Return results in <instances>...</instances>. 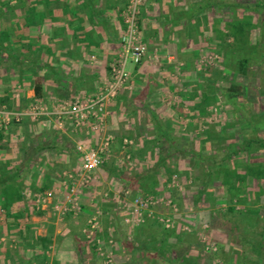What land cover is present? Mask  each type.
<instances>
[{"label":"crops","instance_id":"1","mask_svg":"<svg viewBox=\"0 0 264 264\" xmlns=\"http://www.w3.org/2000/svg\"><path fill=\"white\" fill-rule=\"evenodd\" d=\"M129 1L0 0V97L4 96L5 91H10L14 107L16 101L13 95L18 93L22 109L34 99L41 100L48 109H52L63 101L72 102L98 96L110 80V65L120 50V36L125 29L124 16ZM141 3L137 24L147 53L139 65H128L129 80L126 86L107 106L106 131L115 134L114 131L123 128L125 139L129 137L127 140L131 145L134 142V147L144 148L155 142L153 124L158 123L175 136L177 130H183L187 125L188 128L201 127L198 113L210 102L199 100L201 89L196 84L202 85L206 79L194 73L195 66L201 64L199 59L205 54L215 55L220 50L221 56L218 57L226 63V50L233 45L241 46L244 42L233 41L234 36L240 40L245 39L249 44L259 42L262 47L264 30L249 29L248 26L254 27L260 22L263 24L264 0H141ZM238 22L241 25L240 32L233 28ZM37 84L41 88V98L35 96ZM254 113L259 115L257 110ZM50 129L59 133V130L43 126L40 122L26 121L21 125H11L4 134L6 141L0 142V162L10 161L11 166L17 164L20 157L24 156H19V144L22 153L29 146L38 150L46 143L45 137ZM88 132L86 126L76 129L70 125L60 131L64 139L69 140L68 145L75 153L76 145L87 143V139L74 140ZM86 138H92L93 141H89L91 145L97 143L94 136ZM123 141L121 147H118L120 141L112 142L102 168L108 164L114 148L123 153L128 146H124ZM62 144L66 143L61 139L55 142V150H41L34 156L29 172L25 171L23 198L10 206L11 217L5 216V206L1 200L3 186L0 185V264H107L93 250L86 237L87 221L98 212L102 227L108 214L107 209L111 207L115 213L116 209L112 205L125 192L122 187L129 182V176H121L127 180L120 182L116 176L111 182L110 175L100 170L103 178L97 182L95 174L101 167L98 168L90 187L79 198L81 213L62 219L51 203L55 197L61 198L65 194L63 176L66 169L71 167L68 165L71 155L61 148ZM76 154L73 155L76 165L71 167V171L77 170L82 162L81 155ZM134 159L140 163L141 169H134L136 173H132L130 168L131 173L128 175L141 177L144 169L153 166L156 155L150 152V155L146 154L141 159L135 156ZM172 161L179 172L189 169L188 166L184 168L181 164L183 161L177 158ZM59 162L62 164L61 171H55L53 164ZM155 172L161 185L162 192L159 195L170 197L160 169ZM105 182L108 183L109 192L104 193L103 197L113 194L107 200L112 205L101 204V197L93 194L95 184L100 186ZM45 185L50 187L46 191H52L53 197L42 205L41 212L32 214L30 188L41 189ZM116 186H121L116 191L118 194L113 191ZM207 193L212 194L208 195L209 203L191 216L195 223L188 224L195 227V224L203 222L206 227L210 221H214L213 231L211 229L209 235L219 244V253L215 258L220 264H237L236 261L242 258L241 250L236 239L228 236V223L221 221L224 226L215 224L226 209L225 189L213 186L207 188ZM182 194L184 196L186 193ZM208 198L204 196L199 201ZM210 202H213V207L209 205ZM119 213L115 215L120 219ZM81 217L84 218L83 222L80 221ZM114 221L119 228L122 227V232L123 223H120L121 226L119 221ZM108 222L111 223L112 219ZM156 228L154 221L149 220L133 231L145 232L149 229L155 232ZM185 229L187 232L175 233L180 237L179 241L174 236L167 240L168 252L159 249L165 243L162 236L147 235L145 238L152 241V247H149L141 244L137 236L128 242L130 239L125 236L129 233L124 236L118 233L114 235L116 241L110 264H126V260L129 263L130 259L132 264H181L183 256L197 258V264H212L214 259L200 247L197 235ZM99 231L95 233L96 236L100 235ZM148 239L145 242L148 243ZM169 245H176L178 254L169 252ZM245 258L254 261L251 256L245 255Z\"/></svg>","mask_w":264,"mask_h":264},{"label":"trees","instance_id":"2","mask_svg":"<svg viewBox=\"0 0 264 264\" xmlns=\"http://www.w3.org/2000/svg\"><path fill=\"white\" fill-rule=\"evenodd\" d=\"M233 28H236L237 32H240V23L238 22ZM248 28L259 29L263 32L264 22L263 24L260 22L254 27L248 26ZM262 36L264 38V32ZM233 41L239 42L242 40L234 36ZM258 43L255 45L249 43L242 44L241 46L239 44H237V46L233 45L232 48L226 50L227 62L223 65L227 71L249 78L251 82L254 81V88L256 89L260 87V79L264 76V67H262L264 61V43L262 47ZM229 46L231 47V45ZM221 51L222 50L216 51L217 53L215 55L218 59L221 56ZM216 63L220 64L219 61H216ZM215 70L216 69H213V67L205 66L206 74H209L208 77L211 78V81L208 83L206 89L201 91L199 100L200 102H210L207 103V105L213 103L215 107L218 105L219 107L228 108V114L231 118L233 117L235 121L233 124L241 127V135L236 136L235 129H225L222 127L218 130L213 127L217 126V124L206 123L207 125H205L201 133V138L203 139L200 141L204 143V141L215 140L214 142L218 146L223 145V147L215 148L213 149L214 151L203 154L201 151L200 153L198 150L191 147L188 142L189 140H186L184 137L170 134L158 123L155 125L153 124L152 134L155 136L154 141L158 147L155 163L146 173L142 176L140 175L141 177H139V179L142 180L141 178H144L148 181V189L150 190L146 194L163 196L159 195L162 191L160 192L155 189L160 184V180L157 179L155 171L156 169H161L166 176V185L168 187L166 191L171 190V197L169 198L173 199V191H176V188L174 189V187L170 185L172 176L174 172H176L177 177L179 176L185 182L189 181L191 183L189 187L195 186V188H197L196 198L198 199H196L195 202L199 201V199L204 196L208 198L209 193H207V188H213V186L224 187L226 209L221 213V219L229 224L227 225L229 238L233 236L240 246V256H242V258L236 261L237 264H246L247 261L248 264H264V117L260 118L256 116L257 114H255L250 107L247 108L248 102L255 103V100H260V98H257L254 91L246 95L241 89L242 87L236 83H231L227 88H219L216 85V77L211 75ZM258 95L261 94L258 93ZM35 96L39 98L42 96L41 88L38 84L35 86ZM11 98L12 93L10 91H5L4 96L0 97V107L5 106L7 110L10 111L21 110V97L16 99L13 95V100L16 101V103L14 102L16 107L12 104ZM207 105L203 107L206 109L208 107ZM199 116L201 118L208 117L210 113L203 114V112H200ZM25 122L26 121H23L12 125H21ZM9 127H7V129L0 127V142L6 141L4 134ZM111 135L113 138L112 142L120 141L118 147H121V141L126 138L123 128L119 129L118 133H112ZM61 139L67 144H62L61 148L72 156L74 154L77 155V152L75 153L74 149L71 146L69 147V140L64 139V135L60 133V131L58 133L50 129L45 137L46 143L38 148V150H33V148L29 146L28 149L22 153V146L19 144V156L21 154L24 156L22 160L20 158L17 164L11 166L10 161L0 162V185L3 186L1 188V200L5 206L4 212L6 217L12 216L10 213V206L23 198L22 194L25 190L22 185H24L26 180L25 171L29 172L30 163L35 159L34 156L41 150H55V142ZM200 148L205 147L200 146ZM173 158H177L181 161L188 159L190 163L189 169L184 172H179L172 161ZM8 167L10 169H6ZM171 168L175 169V171L171 170ZM149 173L152 175H149ZM29 178L32 180L33 177L30 175ZM121 179L123 181L126 180V178ZM49 188L50 187L47 185L43 186L41 189L30 188L32 194L30 205L32 214L41 212L40 209L36 210L33 195L43 193ZM172 201L175 203L174 200ZM115 208L116 207H114V209ZM119 212L120 210L116 209L115 213L117 215L120 214ZM216 223H220L221 226H224V223L220 220H216L215 224ZM209 225L211 230L214 227V221H210ZM173 232L174 230L172 229H162L161 236L164 237L165 240L168 236H174L179 241L180 237H177ZM97 237L99 236H96V238ZM164 242L163 239V243ZM90 243L93 250L96 252L95 241L92 240ZM169 246L171 249L169 252L178 254L175 248L176 245L173 247L171 245ZM159 249H162V246H160ZM218 250L212 254V259H216L215 257H217L219 253ZM245 255L253 257L254 261L246 260ZM212 259L208 258V260ZM216 260L219 261L218 259ZM182 263L193 264L190 258L184 256L182 257L181 264ZM126 264H132V261Z\"/></svg>","mask_w":264,"mask_h":264},{"label":"built area","instance_id":"3","mask_svg":"<svg viewBox=\"0 0 264 264\" xmlns=\"http://www.w3.org/2000/svg\"><path fill=\"white\" fill-rule=\"evenodd\" d=\"M140 5L141 0L129 1L124 16L125 29L120 36V50L110 65V80L98 96L85 100L75 99L72 102L63 101L52 109H48L38 99H34L18 111L7 110L5 106L0 107V127L4 129L12 124L30 121L40 122L43 126L53 127L59 131H63L67 125L76 129L86 126L96 137L97 143L94 145L90 142L76 145L75 149L81 155L82 162L77 170L64 173L62 183L66 190L65 194L61 195L60 199H56L54 204L51 202L54 211L60 217L76 216L82 211L79 198L90 187L94 180V172L104 164L110 152L113 138L106 131L107 106L126 86L129 80L128 65H139L147 53L138 32L137 19ZM15 98L19 99L20 95L15 94ZM130 144V141L124 139V146ZM170 186L178 188L176 175L172 176ZM52 197V191L34 194L36 210ZM118 203L122 209V223L130 227H138L150 220L163 229H172L174 214L178 211L177 205L167 196L138 195L131 194L130 191H125ZM161 210L168 212L163 213L160 212ZM100 229L98 212H96L87 221L86 237L89 242L95 241L98 256L110 264L113 260L112 236L108 235L107 239L96 238L95 233ZM205 249L215 250V247L208 245ZM127 262L128 260L125 263Z\"/></svg>","mask_w":264,"mask_h":264},{"label":"rangeland","instance_id":"4","mask_svg":"<svg viewBox=\"0 0 264 264\" xmlns=\"http://www.w3.org/2000/svg\"><path fill=\"white\" fill-rule=\"evenodd\" d=\"M263 22H264V20H263ZM263 40H264V38L261 39L262 42H264ZM242 41H244L243 44L247 43V42H245V39H242ZM251 44L255 45L253 43H251ZM259 45H261V44H259ZM215 57L216 56L214 54L208 53V54H205L204 57H201L199 59V60H201V64L198 66H195L194 73H197V74L201 75L202 77H205L206 81H204L202 85L196 84L195 81H192V82L195 83L196 86H199L201 91L205 90L208 83L211 81V78L208 77L209 74H206L205 66L213 67V69H216V70L211 75L216 77V80H215V81H217L216 85L219 88H222V87L227 88L230 86L231 83H236L242 87L241 89L244 91V93L246 95L248 93L251 94L254 91L256 93L257 98H260V100H255V103L254 102H252V103L248 102L247 108L250 107L252 109V111H254V112L257 110L259 112V115L257 114V116L260 118L264 117V76H262V79H260V84H259L260 87H258L256 89V88H254V81L251 82V81H249V78H246V77H243L241 75L235 74L233 72L231 73V72L227 71L225 69V67H223L225 62L222 59L220 60L217 57L216 58ZM216 61H219L220 64L216 63ZM221 62H222V64H221ZM262 67H264V61H263ZM255 80H257V79H255ZM257 90H258V92H257ZM258 93L261 95H258ZM208 108H209V110H208ZM201 112H203V114L204 113H210V116L199 118L198 121H199V124H201L200 128L193 127V126L188 128V125H187L185 128H183V130L179 129L176 132L177 136L182 135V137H184L186 140H189L188 142L190 143L191 147H193L195 150H198L199 152L201 151L203 154H208L209 152L214 151L213 149H215V148H222L223 147V145L218 146L214 142L215 140L204 141V143L202 141H200L203 139V138H201V135H202L201 133H202L203 129L205 128V125H207L206 123L217 124V126H213V127H215L218 130H220L222 127L225 129H235V135L236 136L241 135V127L238 125L235 126L236 124H233V123H235V121H234V118L233 117L231 118L230 115L228 114V108L219 107L218 105H216V107H215V105H213V103H211V104H208V107L206 109L203 108ZM259 121H260V119H259ZM109 125H110V122H109ZM118 128H119V125H118ZM145 131L147 132V130H145ZM114 132L118 133V131H114ZM87 135H89V136H87ZM84 136H82V135L78 136V137H76V139L74 141H83L85 139H87L88 143L90 140L93 141L92 138H86V137H93L94 136L90 132H88ZM137 143L139 144V142H137ZM200 146H203L205 148H200ZM155 147H156L155 142H153V144L151 143L148 146H145L144 148H140V146L134 147V142H133L132 145L130 144L126 148H124L123 153H121L120 151H117V149L114 148V151L111 152L110 160L107 162L108 164L104 165L103 168L101 166V168L97 170V172L95 174V176H97V179H98L97 182L102 181V178H103L102 175H100V170H103V171L107 172L108 175H110V177L112 178L111 182H113V179L116 176H117L119 182L123 181L121 179V176H129V177H127L129 182L125 183L126 186L124 188L122 187V189H124L123 192L126 190H129V191H134L131 194L148 195L146 193L150 189H148L149 185H148V181H146L147 179L140 180L138 176L133 177V176H130L128 174H130L131 172L136 173V171L134 169H136L137 171H139L141 169L140 163L139 162L137 163V160L135 162L134 156L137 157L138 159H141L146 154L150 155V152H151V154L153 153L154 155H156L158 147L157 148H155ZM139 148H140L141 154L138 152ZM143 153H145V154L142 155ZM20 158H22V157H20ZM181 164L184 166V168H187V166L190 167V163H189L188 159L183 160V162ZM61 165H62L61 162H59L58 164L54 163L53 164L54 170L55 171H61ZM68 165L71 167H74L76 165L74 160H73L72 155L69 158ZM71 167H70V169H71ZM130 168H131V170H130L131 172H129ZM70 169H66L67 172H73L74 171V170L71 171ZM149 169H150V167L148 169H144V171L141 173V175L146 173L147 170H149ZM172 170L175 171V169H172ZM98 172H99V175H98ZM160 172H161L162 177H164V179H165V182H164V185H165V183L167 182L165 173L161 169H160ZM149 175H152V174L149 173ZM173 175H176V172H174ZM122 178H125V177H122ZM177 183H178V186H177L178 188H176V191H173L174 192V195H173L174 199H172L175 201V204L177 205V208H178V211L174 214V218H173V220H174V225L172 228V230H174L173 233L180 234L183 231L187 232V229H185V228H188L189 229L188 232H194L195 235H197L198 242L201 244L200 247L203 249V251L205 253L209 254L208 255L209 257H211L212 254L219 249V244L216 242L215 239H213L211 237V235H209L211 232L210 227H209L210 226L209 223L206 225V227L203 225V222H200V224H198V225L195 224V227L193 225L188 224L189 222H191V223L193 222V224L195 223V220L191 216L197 214L198 211H200L202 207H204V206L206 207V204L209 203V198L206 201L201 200V201L195 202V200L198 199V198H196L197 197V194H196L197 188H195V186L189 187V185H191V183L189 181L185 182L179 176L177 177ZM99 184H101V182ZM95 185L96 186H94L95 188L93 189L94 196L97 195L95 197H99V196L101 197V199H102L101 204H104V205L111 204L110 201H107V200H108V197H110V199H111L113 194L108 195L106 197L105 196L103 197L104 193L109 192V189L107 188L108 183L107 182L102 183V185H100V186H102L101 190H99L100 186H98L97 184H95ZM110 186H111V184H110ZM113 186H114V184H113ZM129 186H130V188H129ZM160 187H161V185L159 184L155 189L160 191ZM120 188H121V186H116V188L113 191L116 192ZM170 191L171 190H168L167 192L170 194ZM182 193H186V194L183 196ZM119 195H122V193ZM177 195H179V196H177ZM209 195L212 196V194H209ZM170 197H171V195H170ZM56 199H60V197H55L52 201L53 204L56 202ZM184 200H185V202H184ZM98 202L100 203V201H98ZM118 202H119V197L116 198V201L114 202L115 205H112V204L111 205H112L113 209H114V207H117L115 209L122 211L121 206ZM209 205H211L213 207V202L212 203L210 202ZM109 208L110 209H107L108 214L105 217V219L103 220V225L100 229L101 231H99L100 232L99 237H102L101 239H107L108 235H111L112 240H113L112 248L115 245V241H116V237H114V235L116 236V235H118V233H120L121 236H124L126 233H129V235L126 234L127 236H125L126 239H130L128 242H132V239L134 240V238L137 236L138 238H140L139 240L141 241V244L148 245L149 247H152L151 246L152 241L149 240L148 238H145L147 235L161 236V234H159V233L162 232L163 228L155 222H154V225H156L159 229L158 230L156 228L154 230L155 232H150L149 229H147V231H145V232H137V231H133L136 227H130V226H126L123 224L124 230L122 232H124V233H122L121 232L122 227L119 228V226H117L116 222L114 221V220L119 221V224H120L122 222V215L120 216V219L117 218L115 213H113L111 211V207H109ZM114 211L116 212V210H114ZM160 212L164 213V212H168V211L161 210ZM60 218L65 219V218H68V216L67 217H60ZM110 219H112L113 223L108 222ZM216 220L223 221L221 218L216 219ZM80 221L83 222L84 218L81 217ZM204 230H205V232H204ZM207 230H209V231H207ZM151 231H153V230H151ZM212 231H213V229H212ZM102 233H104L105 236H101ZM147 239H148L149 244L147 242H145V241H147ZM162 239H164V241L166 243L167 240L172 239V236L171 237L168 236L166 240L164 237H162ZM165 243L162 245V249H161L162 252L163 251L166 252V250H167V243L166 244ZM208 245H214L215 250H213V249L212 250L211 249L206 250L205 247H207ZM197 260H198L197 258L191 259V262L193 264H197ZM130 261H132V259H130ZM212 264H219V261H217L215 259L214 261H212Z\"/></svg>","mask_w":264,"mask_h":264}]
</instances>
